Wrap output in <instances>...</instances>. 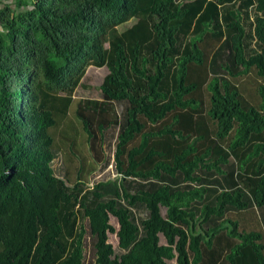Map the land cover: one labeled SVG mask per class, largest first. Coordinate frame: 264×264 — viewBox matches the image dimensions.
Here are the masks:
<instances>
[{
	"label": "trees",
	"instance_id": "1",
	"mask_svg": "<svg viewBox=\"0 0 264 264\" xmlns=\"http://www.w3.org/2000/svg\"><path fill=\"white\" fill-rule=\"evenodd\" d=\"M88 66L101 99L75 101ZM253 69L264 0H0V264H84L87 239L95 264H264L227 218L264 225V85L256 106L233 82ZM69 116L91 150L115 131L114 177L69 179Z\"/></svg>",
	"mask_w": 264,
	"mask_h": 264
},
{
	"label": "rangeland",
	"instance_id": "2",
	"mask_svg": "<svg viewBox=\"0 0 264 264\" xmlns=\"http://www.w3.org/2000/svg\"><path fill=\"white\" fill-rule=\"evenodd\" d=\"M107 74L108 70L106 68L88 66L85 70V75L81 79L80 86L74 92L75 101L79 99H101L99 86ZM233 82L239 86L242 94L252 104L256 106L261 104L258 90L261 85H264V78H259L256 70L253 69L249 75L235 79ZM123 110L124 105L116 103L105 113L103 118L111 121L115 113L120 114ZM51 133L54 134L55 142L59 144L62 149L64 158H61L60 161L66 166L68 177L71 181H76L78 178V168L80 166L83 167L82 178L86 180L89 186H92V184H95L105 177H114V144L116 136L112 127L108 128L107 138L104 142L97 130L98 138L95 141V148H93V150L90 149V143L86 140V134L80 122L73 117L70 118L69 116L61 121L59 126L51 129ZM109 135L113 136L108 137ZM163 214H165V210H163ZM260 217L256 209L227 215V218L239 222V231L246 233L252 231L262 233L263 240L261 242L264 245V225H262ZM111 223L116 228L119 227V222L114 218H112ZM161 240L165 243L163 237H161ZM110 243L116 252H118V236L110 234ZM91 247H93V243H91L90 239H87L85 250L86 259L84 264H95L94 253Z\"/></svg>",
	"mask_w": 264,
	"mask_h": 264
},
{
	"label": "crops",
	"instance_id": "3",
	"mask_svg": "<svg viewBox=\"0 0 264 264\" xmlns=\"http://www.w3.org/2000/svg\"><path fill=\"white\" fill-rule=\"evenodd\" d=\"M256 209V208H255ZM235 212H229L227 215H232V214H234ZM237 213V212H236ZM239 215V214H238ZM233 217H234V215H233Z\"/></svg>",
	"mask_w": 264,
	"mask_h": 264
}]
</instances>
